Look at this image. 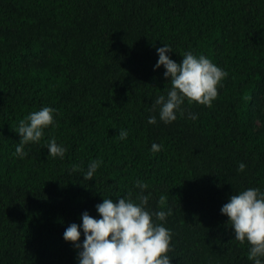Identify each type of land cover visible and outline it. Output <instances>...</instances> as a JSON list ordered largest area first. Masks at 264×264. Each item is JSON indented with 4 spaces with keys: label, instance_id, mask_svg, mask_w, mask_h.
Segmentation results:
<instances>
[{
    "label": "trees",
    "instance_id": "16d2710c",
    "mask_svg": "<svg viewBox=\"0 0 264 264\" xmlns=\"http://www.w3.org/2000/svg\"><path fill=\"white\" fill-rule=\"evenodd\" d=\"M163 44L227 73L211 107L186 100L169 124L153 107L171 87L153 70ZM42 107L55 124L20 159L19 122ZM137 180L150 211L172 210V264H253L220 209L264 191V0H0V264H77L65 228L103 198L135 199Z\"/></svg>",
    "mask_w": 264,
    "mask_h": 264
},
{
    "label": "clouds",
    "instance_id": "9594fccd",
    "mask_svg": "<svg viewBox=\"0 0 264 264\" xmlns=\"http://www.w3.org/2000/svg\"><path fill=\"white\" fill-rule=\"evenodd\" d=\"M156 53L158 60L153 70L163 67L164 78L171 85L165 87L162 91L165 94L158 96L153 105L159 107L160 121L169 124L177 119V113L183 115L182 105L186 100L189 104L211 107L218 95V85L227 76L225 71L204 55L197 56L191 51L185 52L177 63L171 59L169 54L173 51L167 44L157 48ZM54 113V108L42 107L19 122L16 133L20 140L14 155L20 159L28 156L25 145L40 143L45 129L55 124ZM191 119L197 117L192 115ZM147 123L155 125L157 117H148ZM118 135L120 140H126L128 131L122 129ZM161 148L162 145L153 143L151 151L156 153ZM47 150L48 156L61 159L66 152L54 138L48 141ZM102 163L101 159L90 161L82 178L92 181ZM245 167L241 163L238 170L244 172ZM148 187L147 183L137 180L134 188L139 193L135 199L131 191L116 198L115 202L112 198H103L102 203L95 206L96 217L84 212L81 223L65 228L63 240L77 249V264H172L168 255L172 233L164 222L173 213L171 209L155 212L148 209L149 196L144 195ZM160 203H165V197H160ZM220 213L227 217L234 239L250 245L248 259L253 264H264V191L259 188L242 190L229 197Z\"/></svg>",
    "mask_w": 264,
    "mask_h": 264
}]
</instances>
